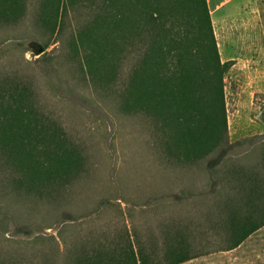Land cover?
<instances>
[{
  "label": "rangeland",
  "instance_id": "rangeland-1",
  "mask_svg": "<svg viewBox=\"0 0 264 264\" xmlns=\"http://www.w3.org/2000/svg\"><path fill=\"white\" fill-rule=\"evenodd\" d=\"M104 4L82 0L50 19L45 0H25L17 15H0V95L23 92L33 117L79 160L69 173L33 182L0 150V264H118L130 242L150 264H169L171 256L192 257L181 264H264V226L237 249L220 251L264 216L251 182L264 173L256 178L247 171L263 149L226 161L214 191L211 155L186 160L162 118L130 107L133 76L155 29L124 45L112 78L87 72L88 51L75 50V43L98 22ZM213 23L226 56L253 48L264 56V0L239 14L225 10ZM244 70L226 77L231 142L250 135H235L237 127L254 126L263 108L264 66ZM238 198L242 204L229 205Z\"/></svg>",
  "mask_w": 264,
  "mask_h": 264
},
{
  "label": "trees",
  "instance_id": "trees-1",
  "mask_svg": "<svg viewBox=\"0 0 264 264\" xmlns=\"http://www.w3.org/2000/svg\"><path fill=\"white\" fill-rule=\"evenodd\" d=\"M25 0H0V15H17ZM82 0H45L50 19L61 18ZM155 29L144 65L134 73L130 107L162 118L171 129L172 145L186 160L204 159L211 169L212 188L220 189L215 175L231 158L263 149L258 163L248 168L251 177L264 173V135L231 142L226 98V77L235 65L223 62L208 0H105L98 22L80 33L75 50L85 48L89 75L110 79L124 45ZM261 120L264 122V99ZM23 92L0 95V150H8L17 168L31 181L43 182L69 173L79 160L51 131L36 120ZM238 170L228 172L233 175ZM260 175V176H259ZM259 203L264 202V180L251 179ZM242 204L231 199L229 205ZM264 216L253 218L227 241L221 252L237 249L259 228ZM213 253V252H211ZM174 257V258H172ZM172 259V260H171ZM191 256H171L181 264ZM118 264H150L131 244Z\"/></svg>",
  "mask_w": 264,
  "mask_h": 264
},
{
  "label": "crops",
  "instance_id": "crops-1",
  "mask_svg": "<svg viewBox=\"0 0 264 264\" xmlns=\"http://www.w3.org/2000/svg\"><path fill=\"white\" fill-rule=\"evenodd\" d=\"M253 1L254 0H208V4L212 14V19L213 21H215L216 17L221 15V13L223 14L225 10H229L231 13L234 12L235 14H239L241 13V11L244 12L245 7L249 5V2ZM254 51H256L255 48L243 53L241 57H237L236 55L230 56V52H226L227 54L229 53V55L227 56L225 55V53H220L223 62H235V65L233 66L231 71H235L238 67H245L244 72L248 73L256 71L259 65L261 67L264 66V56L261 52L259 55L258 52ZM243 131H248L247 133L250 135L247 137L264 135V122L261 120V114L257 117L255 125L250 127L249 129H243V126H238L235 135H241ZM232 135H234V133H232Z\"/></svg>",
  "mask_w": 264,
  "mask_h": 264
},
{
  "label": "water",
  "instance_id": "water-1",
  "mask_svg": "<svg viewBox=\"0 0 264 264\" xmlns=\"http://www.w3.org/2000/svg\"><path fill=\"white\" fill-rule=\"evenodd\" d=\"M44 51L45 49L38 44L36 45V48L34 49V52L36 55H41L42 53H44Z\"/></svg>",
  "mask_w": 264,
  "mask_h": 264
}]
</instances>
